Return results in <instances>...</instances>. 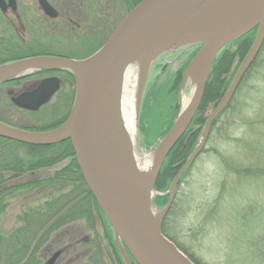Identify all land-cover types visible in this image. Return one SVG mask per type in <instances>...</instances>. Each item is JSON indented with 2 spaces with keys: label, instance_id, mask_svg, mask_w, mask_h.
I'll return each instance as SVG.
<instances>
[{
  "label": "water",
  "instance_id": "obj_1",
  "mask_svg": "<svg viewBox=\"0 0 264 264\" xmlns=\"http://www.w3.org/2000/svg\"><path fill=\"white\" fill-rule=\"evenodd\" d=\"M49 16L57 12L39 0ZM257 27L256 38L242 60L229 88L209 115L199 143L174 177L165 195L169 201L156 212L153 194L168 154L185 133L202 102L212 66L229 43ZM202 44L182 76L181 91L193 84L189 106L156 145L149 177L134 159L132 138L118 109L120 85L126 69L139 64L135 114L150 70L166 53ZM264 43V0H142L119 22L103 45L83 59L36 55L0 65V84L40 71L73 73L75 97L66 120L44 131L26 130L0 121V137L20 143L49 146L70 140L76 162L88 189L110 222L125 264L129 254L138 264H196L162 230L164 218L177 192L178 182L202 151L214 120L234 96ZM27 71V72H25ZM19 72H24L17 75ZM57 76L41 79L31 89L11 97L20 108L38 111L59 91ZM61 251L45 264H54Z\"/></svg>",
  "mask_w": 264,
  "mask_h": 264
},
{
  "label": "trees",
  "instance_id": "obj_2",
  "mask_svg": "<svg viewBox=\"0 0 264 264\" xmlns=\"http://www.w3.org/2000/svg\"><path fill=\"white\" fill-rule=\"evenodd\" d=\"M141 1L119 0V4L116 6H119V9L113 8L115 17L109 23V27L106 26L101 29L93 25L90 26L88 22L90 31L94 28L95 33H97L93 36L99 38V43L101 37L106 36V40L107 35L115 29L127 12ZM89 2L91 13L98 14V11H103L101 7L96 6L95 0ZM111 2L112 0L108 1L107 9L108 7L110 9ZM256 35L257 27L229 43L216 57L198 113L165 159L155 184V190L159 192L167 191L180 168L192 155L199 143L202 129L208 117L204 113L211 109L213 111L217 106L229 88L242 60L251 48ZM100 45H97L89 53L76 58L83 59L90 56L101 47ZM201 45L198 43L187 45L175 53L166 55L185 56V59L174 73L169 72L170 70L165 71L161 64L155 66V77L153 82L147 84L142 98L140 114V128L143 131L146 146L154 145L173 126L180 108L179 93L183 73ZM263 49L264 43L255 61L245 73L230 103L213 122L211 130L215 128L222 116L231 108L235 95L247 75L259 61ZM45 54L51 53L40 52L36 55ZM24 55L23 57L33 56V54L28 55V53ZM158 71L161 72L160 75H157ZM164 73H166V77L160 81ZM45 75H57L61 79L62 85L54 96L57 99L53 105L54 107L59 103H65L64 111L59 119L48 127L34 126L35 123L39 122V118H36L37 115L47 105L37 112L23 111L31 117L33 124H14L13 121L3 118L2 112L18 108L11 101V95L6 87L19 85L29 79L40 80ZM157 82L160 83L157 84ZM74 97L75 79L72 72L67 70L40 71L25 79L20 78L0 84V121L26 130L53 129L66 120ZM261 122H264V119ZM210 134H212L211 131L205 142L206 144L211 137ZM204 151L205 147L198 157ZM218 156L220 155L218 154ZM246 160L241 163L233 161L232 164L227 157L223 156V165L229 173L239 178L258 174L261 179H264V151L261 150V166L254 167L248 164ZM191 167L192 165L178 182L177 192L164 218L162 230L194 263L202 264L189 251L188 247L181 245L176 237H173L169 225H167L170 216L175 213L178 206V190ZM46 171H49V173H46ZM17 199L22 200V210L17 215V223L10 230H5L2 225L3 218L11 202ZM168 201V197L157 196L154 200V206L156 208L165 207ZM79 222L84 224V229L82 228L80 232L84 231L86 235H80V232L73 230L74 224ZM57 244L64 246L61 253L71 254V259L67 264H125L116 245L112 226L88 189L80 172L70 140L49 146H36L0 137V264H45L47 254ZM128 254L131 264H138L129 252ZM261 254L264 257V237L261 238Z\"/></svg>",
  "mask_w": 264,
  "mask_h": 264
},
{
  "label": "rangeland",
  "instance_id": "obj_3",
  "mask_svg": "<svg viewBox=\"0 0 264 264\" xmlns=\"http://www.w3.org/2000/svg\"><path fill=\"white\" fill-rule=\"evenodd\" d=\"M89 1L91 0H76L74 5L70 4L63 7L64 11L68 12L67 17L74 21L77 20L78 23L81 22L83 28L78 31L63 28L62 30H47L43 33L45 37L51 39L43 42V49L48 50L46 52H51L48 55L60 54L64 57L69 56V58L81 57L92 51L97 45L102 44L106 36L101 37L99 43V38L93 36L97 34L95 29L93 28L90 31L89 27L91 25L101 29L106 26L109 27V23L115 17L114 9H119V6L116 7L119 0H112L110 9L114 8L113 10H110L109 7L107 9L109 0H95L96 6L103 9V11H98V14L91 13ZM88 22L90 26H88ZM113 31L107 36L109 37ZM52 39H55L58 44ZM168 54L170 52L161 56L152 66L145 89L149 82H153L157 64H161L165 71L170 70L169 72L174 73L185 59L183 55L166 56ZM160 74L161 72L158 71L157 75ZM49 76L51 75H45L43 78ZM165 77L166 73L162 74L160 81ZM34 81L37 80L24 81L19 85H11L6 88L19 94L24 86L27 87ZM159 83L157 82V84ZM192 85L188 86L185 91L180 90L179 106H181L183 95H190ZM18 94L10 95L13 97ZM56 99L53 97L50 102L44 105H47V107L38 110L42 111L36 117L39 118V122L35 123V127H48L59 119L64 111L65 103L62 102L53 107ZM141 107L142 100L139 117L136 118L135 114V131L131 134L138 154L148 158L154 156L159 141L154 145L146 146L144 144L146 140L140 128ZM23 111L18 108H13L11 111L8 109L2 112V116L13 121L14 124H33L31 117ZM210 112H212V109L205 112L204 115L209 117ZM263 119L264 49L261 52L259 61L247 75L235 95L231 108L222 116L215 128L210 130L212 134H210L211 137L208 143H205L206 146L204 145L205 151L199 157L197 156L198 158L193 162L188 175L182 181L180 191L178 190L177 193L179 196L178 206L167 222L173 237H176L181 245L188 247L189 251L202 264H264V257L261 254V238L264 237V179H261L258 174L239 178L229 173L223 165L224 156L232 164L233 161L241 163L247 159L248 164L254 167L261 166V150L264 151V122H261ZM33 131H44V129ZM46 173H49V171H46ZM168 190L159 192L154 188L156 193L153 194V205L157 196L169 198L165 195ZM21 204L22 200L17 199L9 205L2 224L5 230H10L16 225L17 215L22 210ZM154 208L156 212H160L164 207L156 208L154 206ZM74 225L73 230L78 231V233L82 228L84 229L83 222ZM80 235H86V232L82 231ZM63 247V245L57 244L50 250L45 263L55 252L61 251ZM70 255L61 253L54 264H67L71 259Z\"/></svg>",
  "mask_w": 264,
  "mask_h": 264
},
{
  "label": "flooded vegetation",
  "instance_id": "obj_4",
  "mask_svg": "<svg viewBox=\"0 0 264 264\" xmlns=\"http://www.w3.org/2000/svg\"><path fill=\"white\" fill-rule=\"evenodd\" d=\"M75 1L47 0L57 12L52 17L45 12L39 0H0V65L26 58L28 56L23 57L26 53L33 56L40 52L51 53L43 49V42L51 40L43 34L47 30L68 28L78 31L83 28L81 22L68 18V12L63 8L74 5ZM39 81L24 86L21 92L33 89ZM8 91L9 94H18L9 89Z\"/></svg>",
  "mask_w": 264,
  "mask_h": 264
},
{
  "label": "bare ground",
  "instance_id": "obj_5",
  "mask_svg": "<svg viewBox=\"0 0 264 264\" xmlns=\"http://www.w3.org/2000/svg\"><path fill=\"white\" fill-rule=\"evenodd\" d=\"M248 53V52H247ZM3 69L0 70V75L2 74ZM27 72V71H25ZM24 72H19L17 75H20ZM139 82V64L134 62L126 69L125 74L120 85L119 97H118V109L119 117L121 122L125 125L129 136L132 138V150L134 154L135 162L142 173H146V176L149 177L150 171L153 165L154 156L152 157H142L138 154L136 149L133 135L131 134L135 131V107H136V98H137V88ZM188 86H191L189 84ZM187 86V88H188ZM194 86L192 85V91H194ZM191 91V93H192ZM190 95H183L181 98L183 111L189 106L191 100Z\"/></svg>",
  "mask_w": 264,
  "mask_h": 264
}]
</instances>
